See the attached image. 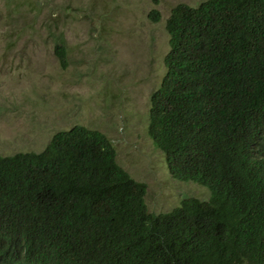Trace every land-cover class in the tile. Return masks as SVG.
I'll return each mask as SVG.
<instances>
[{
    "label": "trees",
    "instance_id": "1",
    "mask_svg": "<svg viewBox=\"0 0 264 264\" xmlns=\"http://www.w3.org/2000/svg\"><path fill=\"white\" fill-rule=\"evenodd\" d=\"M165 28L148 134L210 195L150 211L110 138L75 124L0 153V264H264V0L178 3Z\"/></svg>",
    "mask_w": 264,
    "mask_h": 264
},
{
    "label": "rangeland",
    "instance_id": "2",
    "mask_svg": "<svg viewBox=\"0 0 264 264\" xmlns=\"http://www.w3.org/2000/svg\"><path fill=\"white\" fill-rule=\"evenodd\" d=\"M201 1L0 0V153L41 151L81 124L105 133L118 164L147 184L150 211L206 200L209 189L171 176L148 134L150 95L166 70L165 21L178 3Z\"/></svg>",
    "mask_w": 264,
    "mask_h": 264
}]
</instances>
